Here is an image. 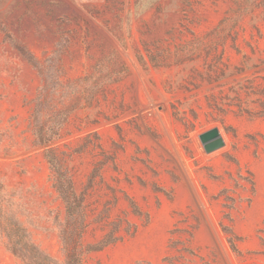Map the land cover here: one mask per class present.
<instances>
[{
	"label": "rangeland",
	"instance_id": "374dc122",
	"mask_svg": "<svg viewBox=\"0 0 264 264\" xmlns=\"http://www.w3.org/2000/svg\"><path fill=\"white\" fill-rule=\"evenodd\" d=\"M262 111L264 0H0V264H22L10 218L66 260L38 133L88 187L85 246L137 227L86 264H264ZM215 127L224 145L207 153Z\"/></svg>",
	"mask_w": 264,
	"mask_h": 264
},
{
	"label": "trees",
	"instance_id": "16d2710c",
	"mask_svg": "<svg viewBox=\"0 0 264 264\" xmlns=\"http://www.w3.org/2000/svg\"><path fill=\"white\" fill-rule=\"evenodd\" d=\"M264 117V111L259 114ZM59 130L54 134L57 139L59 138ZM52 139H47L44 134L38 133L35 141V146L42 148L45 156L49 161L51 170L53 172V187L58 193L60 200L66 207V228L61 234L63 251L66 255V260L63 264H86L87 257L92 253H97L105 250L111 245L123 242L127 236H132L136 233L137 227L135 224L128 222L126 228L123 227V220L114 222L110 232L106 233L104 237L96 243L84 245V237L89 227L88 213L86 202V191L78 193L74 179L70 174L63 170L59 159L56 156V151L52 147ZM99 169H96L90 178L89 184L92 183L95 174ZM245 182L250 184V189L255 192V183L252 178H242ZM242 186V184H241ZM245 189L246 185H243ZM227 193L228 208H234V197ZM131 207L136 216H140L141 212L137 204L131 200ZM5 214L0 209V221L5 219ZM4 225H1L2 232L7 238L6 248L8 252L19 260L22 264H59L51 256L43 252L37 245H35L23 227V225L13 218L7 220ZM222 229L225 234H233L231 228L222 224ZM125 231V233H122ZM229 243L234 251H236V244L229 238Z\"/></svg>",
	"mask_w": 264,
	"mask_h": 264
},
{
	"label": "water",
	"instance_id": "95a60500",
	"mask_svg": "<svg viewBox=\"0 0 264 264\" xmlns=\"http://www.w3.org/2000/svg\"><path fill=\"white\" fill-rule=\"evenodd\" d=\"M199 139L207 153L214 152L224 145L221 132L216 127L201 133Z\"/></svg>",
	"mask_w": 264,
	"mask_h": 264
}]
</instances>
